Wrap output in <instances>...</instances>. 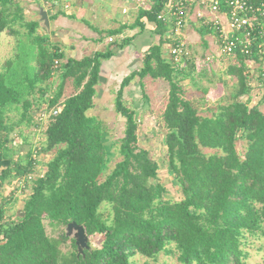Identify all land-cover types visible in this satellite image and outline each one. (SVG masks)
<instances>
[{"label": "trees", "instance_id": "trees-1", "mask_svg": "<svg viewBox=\"0 0 264 264\" xmlns=\"http://www.w3.org/2000/svg\"><path fill=\"white\" fill-rule=\"evenodd\" d=\"M168 1L152 0L134 23L110 31L148 21L161 39L115 92L125 129L107 171L110 126L93 112L97 86L103 60L130 38L69 57L20 0H0L8 47L0 57V264H264V105L251 103L264 55H245L239 45L216 71L205 44L200 64L192 57L175 64L165 50L174 43L172 24L159 18ZM197 30L218 39L213 24L200 20ZM147 76L168 84L161 121L181 192L175 199L140 144L136 108L124 96L137 77L144 90ZM6 184L16 186L8 195ZM23 188L29 195L19 200ZM72 221L89 236L84 253L65 235Z\"/></svg>", "mask_w": 264, "mask_h": 264}, {"label": "crops", "instance_id": "crops-1", "mask_svg": "<svg viewBox=\"0 0 264 264\" xmlns=\"http://www.w3.org/2000/svg\"><path fill=\"white\" fill-rule=\"evenodd\" d=\"M20 1L27 7L29 16L39 21L40 8H44L48 12L53 40L60 44L62 50L69 57L82 59L87 55H93L96 51H106L112 42H121L125 38H130V42L123 47L113 46V56L102 62L94 109L95 114L100 116L109 112L110 107L113 108V104L111 106L110 103L114 100L115 91L122 79L142 68L145 54L152 45L159 43L161 39V35L154 31V24L148 21H145L146 27L143 29L136 26L128 27L121 33H110V31L121 29L125 24L134 23L141 9L151 8L152 0ZM199 25L200 19L193 12L190 22L185 28V39L188 46H191L194 51L193 48L201 50L206 44L209 56H213V61L216 62L213 65L222 67L221 63L224 65L225 56L221 55L216 35L208 33L203 37L197 30ZM168 48L169 46H166L165 50L169 57ZM194 52L191 57L194 63H198L195 60ZM142 81L144 90L140 77H137L124 91L125 98L134 102L137 116L140 114L137 108L143 109V106L139 107L140 102L147 98L144 96V92L152 98L150 91L154 92L157 83L162 85L164 82L161 79H153L151 76L145 77ZM71 92L72 88L67 87L66 95ZM162 96L166 103V94ZM153 97L155 96L153 95ZM152 108H155V105L152 104L149 114L155 115L156 112H152Z\"/></svg>", "mask_w": 264, "mask_h": 264}, {"label": "built area", "instance_id": "built-area-1", "mask_svg": "<svg viewBox=\"0 0 264 264\" xmlns=\"http://www.w3.org/2000/svg\"><path fill=\"white\" fill-rule=\"evenodd\" d=\"M193 12L203 24H213L219 31L218 44L221 55H234L239 45L245 55H253L255 51L261 56L264 55V0L260 3L251 0H169L159 18L172 24L169 34L174 43L168 45V54L175 64L183 58H191L185 39V28ZM258 38L260 42H257ZM208 59H213V56H208ZM250 67L253 68V62ZM262 77L264 80V71ZM252 82L255 91L251 103L261 102L264 105V81L252 78ZM23 183L24 181H19L17 186H23Z\"/></svg>", "mask_w": 264, "mask_h": 264}, {"label": "rangeland", "instance_id": "rangeland-1", "mask_svg": "<svg viewBox=\"0 0 264 264\" xmlns=\"http://www.w3.org/2000/svg\"><path fill=\"white\" fill-rule=\"evenodd\" d=\"M193 49L195 52L192 50L191 46L188 47L190 55H192L194 52L196 56L195 60L200 64L201 58H199V56L201 57L202 51L196 48H193ZM7 50H8V47L5 41L0 40V57L5 55ZM206 53L208 56L209 54L207 50H206ZM223 60L225 61V63L224 65L223 63H221L222 67L213 65L216 71L217 70L222 71V69L224 68L227 60L226 58ZM193 72H194L193 74L195 75L198 74V71H193ZM199 75H200V71H199ZM216 81H218V78ZM184 83L186 87H188L189 80H186ZM154 89H155L154 92L150 91L152 98L148 96L146 99L140 102L139 107L143 106V109L140 110L139 108H137L140 111V114L137 116L140 121V133H139L140 134V144L141 146L149 148L152 157L160 164L159 175L161 177V180L168 187L167 197L175 199L180 196L181 192L177 186L174 176L170 172L169 167L167 165L166 147L164 144L165 135L163 133L164 130H163V124L161 121V115L163 112L162 110L165 108L164 106L166 104L165 98L162 95L166 94V96H168V84L165 81L162 83V85H159L157 83V87L155 86ZM153 95L155 97H153ZM112 104H113V101L112 103H110V105L112 106ZM152 104L155 105V108H152V112H156L155 115L149 114ZM94 113H95V110H94ZM100 117L108 121L109 126H110V133L104 139L106 147L108 149V153H109L107 171H110L114 163L119 159L118 155L115 153V146L120 142L121 137L124 135L125 122H124L123 117L117 114L114 108H111V107L109 108V112H107L104 116H100ZM39 138H40V134L37 137H35V140L37 143H40ZM50 157L51 156L46 155L41 158V161L45 162V160H49ZM14 186L15 185H12V184H9V185L6 184L4 188L2 189V192L5 195H8V192L10 191L11 187H14ZM16 195H18L19 200H22V198L27 197L29 193L27 192V190L23 188L19 191L17 190ZM20 203H21L20 201H18V203L16 202L15 208L18 205H20ZM55 231L58 232V230H55ZM64 232H65V228H64ZM252 263L257 264L255 259L252 260Z\"/></svg>", "mask_w": 264, "mask_h": 264}, {"label": "water", "instance_id": "water-1", "mask_svg": "<svg viewBox=\"0 0 264 264\" xmlns=\"http://www.w3.org/2000/svg\"><path fill=\"white\" fill-rule=\"evenodd\" d=\"M40 23L43 27L50 31V19L48 12L44 8H40ZM65 235L69 238L75 239L79 253H84V250L89 248V236L87 235L83 225L78 224L75 221L70 222L65 227Z\"/></svg>", "mask_w": 264, "mask_h": 264}]
</instances>
